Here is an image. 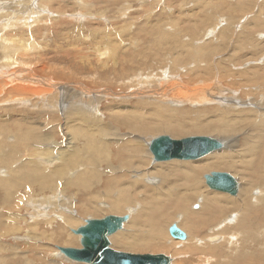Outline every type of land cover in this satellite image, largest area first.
<instances>
[{
    "label": "rangeland",
    "instance_id": "1",
    "mask_svg": "<svg viewBox=\"0 0 264 264\" xmlns=\"http://www.w3.org/2000/svg\"><path fill=\"white\" fill-rule=\"evenodd\" d=\"M3 38L13 42L10 49L20 50L17 55L12 49L5 52ZM24 46L30 48L24 51ZM8 55L19 63L3 71L13 73L23 89L8 94L11 87L0 86V119L6 120L4 129L0 127V213L20 219L17 233L2 238L16 249L0 251L3 264H84L70 261L57 249L81 247L80 236L71 230L89 218L128 214L124 229L110 238L116 250L165 254L172 264H200L201 258L206 264L262 259L264 0H0L3 67ZM148 78V84H140ZM166 78L173 84L169 89L175 87L171 91L177 101L139 94L159 89L153 82ZM40 87L51 91L46 94ZM37 88L42 92L31 94ZM218 88L246 104L230 107L213 101L209 91ZM200 97L208 101L199 104ZM84 120L93 123L89 131ZM103 123L108 133L101 130ZM136 123L150 132L135 131ZM163 123L172 130H165ZM68 124L75 125L73 133L79 131L83 152L74 168L59 169L62 174L50 185L39 182L32 176L36 168L52 173L62 166L71 137ZM162 135L211 136L226 146L199 160L154 163L148 145ZM225 159L229 166H214ZM163 164L202 165L196 178L199 194L192 199L196 194L186 192L191 186L181 180L183 173L173 175L174 185L166 192L164 175L150 176L152 168L161 172ZM82 168L87 174L77 184L74 179ZM216 171L230 173L240 187L248 184V197L259 196L251 202L253 207L224 206L218 196L234 200L241 191L231 196L210 189L204 176ZM6 177L15 181L6 185ZM207 196L215 199L213 209ZM66 218L72 224L65 223ZM175 223L191 237L189 243L170 236L168 228ZM138 237H149L152 246L123 243Z\"/></svg>",
    "mask_w": 264,
    "mask_h": 264
},
{
    "label": "bare ground",
    "instance_id": "2",
    "mask_svg": "<svg viewBox=\"0 0 264 264\" xmlns=\"http://www.w3.org/2000/svg\"><path fill=\"white\" fill-rule=\"evenodd\" d=\"M21 5V4H20ZM21 22V21H20ZM2 43L3 44H1L2 45V48H4V50L5 49H10V46L11 45H13V42H11L10 40H8V39H5V38H3L2 40ZM31 43V42H30ZM16 45V44H15ZM28 46H31V45H28ZM18 48V47H17ZM25 48H30V47H27V46H24V51H25ZM12 49V52L14 53L15 51H14V47H12L11 48ZM10 49V50H11ZM19 49V48H18ZM22 49V50H23ZM27 50V49H26ZM20 51V50H19ZM18 51V52H19ZM29 51V50H28ZM5 52H8V50H5ZM18 52H15L16 53V55H17V53ZM9 53V52H8ZM14 53V54H15ZM18 61V60H17ZM17 61H15L14 59H13V56H12V58H11V56L10 55H8L7 57H6V59H5V65L6 66H2V65H0V70H2V72H0V86L2 85V87H7V86H9V87H11V88H9V90H8V94H12V93H16V92H21L22 91V89H23V87L22 86H19V84L18 83H20V82H18L17 84H16V80H15V78H16V76L14 75V76H12L13 75V73H12V75H9V74H7V73H5L3 70H7L8 68H11L12 67V65L14 66V67H16V64H18L19 63V61L17 62ZM17 62V63H16ZM10 63H12V65L11 66H8L7 67V65L8 64H10ZM4 65V64H3ZM25 65V64H24ZM19 66H20V64H19ZM21 67V66H20ZM17 68V67H16ZM12 69V68H11ZM20 69V68H19ZM25 69V68H24ZM9 70V69H8ZM17 70V69H16ZM21 71V70H20ZM10 72V71H9ZM22 72H23V70H22ZM16 74H19V73H17L16 72ZM23 74H24V72H23ZM31 74V73H30ZM33 74V73H32ZM27 75V74H26ZM24 76V75H23ZM167 76V75H166ZM20 77V76H19ZM30 77H32V76H30ZM178 77V76H177ZM177 77H175V78H177ZM25 78V77H24ZM38 78V77H37ZM19 79V78H18ZM26 79H28L27 77H26ZM149 79V78H148ZM144 80L145 82H141L140 84L141 85H146V84H148L151 80L149 79V80ZM170 79V78H169ZM174 79V78H173ZM16 82H15V81ZM29 80V79H28ZM31 80H33V78L31 79ZM39 80V79H38ZM142 80V79H141ZM158 80V79H157ZM172 80V79H171ZM36 80H34V82H35ZM41 81V78H40V80L38 81V82H40ZM175 81V80H174ZM37 82V81H36ZM153 82V81H152ZM176 82H178V81H176ZM46 83H48V85H50L51 86V83L50 82H46ZM167 83H168V86H166L167 85ZM153 84H154V86H156L157 88H159V89H157V90H159L158 92H155V91H157V90H152V92L151 91H148V90H146L147 92H141L140 91V93L139 94H141V95H143V94H145V93H151L152 94V96H156V97H158L159 95L160 96H165L166 98H167V96H168V98H171V99H173L174 101H177L178 99H176V93H174V96H173V90L172 89H174V88H172V89H169L171 86H173V84L171 83V81L170 80H168V78H166V79H159V82L158 83H155V82H153ZM152 85V84H151ZM179 85L180 84H178L177 83V85H175V86H177V87H179ZM39 86V85H38ZM153 86V87H154ZM28 87V86H27ZM31 87V86H30ZM29 87V88H30ZM41 87H43V86H41ZM40 87V88H41ZM147 87H148V85H147ZM31 88H33V87H31ZM39 88V87H38ZM37 88V89H38ZM44 88V87H43ZM43 88H41V90L43 89ZM155 88V87H154ZM37 89L35 90V91H32L31 89L30 90H28V89H26V90H28V92L29 93H31V91H32V93L31 94H34V95H38V94H40L42 91H39L40 89H38V91H37ZM47 90H44L43 89V92L44 93H46V94H49V90L51 91V87L48 89V88H46ZM169 89V90H168ZM201 89V88H200ZM172 90V91H171ZM197 90H199V89H197ZM203 90V89H202ZM143 91V90H142ZM171 91V92H170ZM196 90H194V92H195ZM25 92V90H23V93ZM198 92V91H197ZM210 92V95H211V97H212V100L213 101H215V100H217L218 101V103L220 104V102L222 101V104H229L228 106H230V107H233L232 105H236V106H238V105H243V104H246V103H239V99L240 98H238V96H233V95H230V92H228V91H226V90H222L221 88H218L217 90H216V92H214V91H212V89L209 91ZM51 93V92H50ZM143 93V94H142ZM24 94H26V92L24 93ZM150 94V95H151ZM234 94V93H233ZM43 95V94H42ZM213 95H217V96H213ZM236 95V94H235ZM140 96V95H139ZM15 97V96H14ZM239 97H240V95H239ZM21 98V97H20ZM19 98V99H20ZM164 98V97H163ZM179 98V97H178ZM192 98V97H191ZM209 98V97H208ZM219 100H218V99ZM190 99V98H189ZM210 100V99H209ZM241 100V99H240ZM187 101H189V100H187ZM197 102H198V99L196 100ZM208 100L206 99V98H199V104H201V103H205V102H207ZM196 102V103H197ZM171 103V102H170ZM190 104H191V102H189ZM214 103V102H213ZM217 103V102H216ZM262 103V102H261ZM193 104V103H192ZM194 104H195V102H194ZM238 104V105H237ZM96 107V106H95ZM262 107V106H261ZM258 108V107H257ZM229 110V109H228ZM89 114V113H88ZM92 115V114H91ZM219 115H221V116H223L224 117V115H222V114H219ZM226 115V114H225ZM97 119V118H96ZM92 120V119H91ZM91 120L89 121V122H87V120H84L83 122H86V123H88V127H89V129H88V131L91 129V128H93L89 123H92L91 122ZM93 120H95V118H93ZM264 120V119H263ZM13 121H15V119L13 120ZM104 121V120H103ZM5 122V123H4ZM93 124V123H92ZM139 124V123H138ZM144 124V123H143ZM5 125H6V120H1L0 119V127H2L3 129H4V127H5ZM161 125V124H160ZM68 126V128H69V131L68 132H70L69 134H70V136L71 137H69V142H68V144H69V146H67L68 147V152L63 156V158H62V162L63 163H61V167L60 168H58L56 171H54V172H49V173H45V172H42L41 171V167L40 166H38V167H40V168H36V170L37 171H33L32 173V176H33V178L35 179V178H39L40 179V181L39 182H43V183H47V185H50L52 182V180L55 178V177H59L62 173H60V171H59V169H64L65 168V166H69L70 168L69 169H72V168H74L73 166H74V164H75V161H76V159H77V157L78 156H80L81 155V153L83 152V145L81 146L80 144H79V139H78V137H77V134L76 133H79V131H76L75 133H73V131L72 130H74V128H75V125L73 124H68L67 125ZM146 126V125H145ZM227 127H228V125H226ZM79 127H80V125H79ZM203 127V126H202ZM202 127H199V129H201ZM140 128H141V126H140ZM163 128H165V130H172V128L170 127V126H168V125H165L164 126V123H163ZM171 128V129H170ZM263 128V127H262ZM261 128V129H262ZM76 129H77V127H76ZM78 129H84V128H82V127H80V128H78ZM109 129V127L108 126H105L104 125V123L103 124H101V130L103 131V132H106V133H108V130ZM134 129H135V131H137V132H141V133H143V134H147V133H149L150 132V129H148V128H143V129H139L138 128V125H137V123H136V127L134 126ZM192 129V128H191ZM158 130H164V129H158ZM174 130V129H173ZM177 130V129H176ZM179 131L180 130H183V129H178ZM204 130H207V129H204ZM258 130V129H257ZM85 131V130H84ZM92 131V130H91ZM202 131H203V128H202ZM221 131H223V130H221ZM224 131H225V129H224ZM81 132V131H80ZM90 133V132H89ZM95 133V132H94ZM27 134V133H26ZM86 134H88V132L86 133ZM112 134H114V132L113 133H111V134H108V135H112ZM92 135V134H91ZM13 136V135H12ZM113 136V135H112ZM14 137V136H13ZM12 138V137H11ZM259 138V137H258ZM137 139V138H136ZM15 140V139H14ZM259 140V139H258ZM10 141V140H9ZM91 141V140H90ZM103 141H104V147H107L108 146V140L106 141V140H104L103 139ZM221 141V140H220ZM223 144H224V148H225V143L223 142V141H221ZM85 143V142H84ZM83 143V144H84ZM2 144L3 143H1V145H0V150L2 149ZM261 144V143H260ZM89 145V144H88ZM230 145V144H229ZM150 146V143H149V145H148V147ZM66 147V148H67ZM102 147V146H101ZM223 148V149H224ZM257 148V147H256ZM261 148V147H260ZM69 149H71V150H69ZM223 149H221L220 151H222ZM63 150V149H62ZM85 150H87L86 148H85ZM91 150V149H90ZM149 150V149H148ZM100 151V150H99ZM141 151V150H140ZM101 152V151H100ZM85 153H87V152H85ZM94 153H96V152H94ZM98 153V152H97ZM149 153H151L150 151H149ZM61 154V153H60ZM88 155V154H87ZM96 155V154H95ZM151 156H152V158H153V155H152V153L150 154ZM211 155V154H210ZM93 156V155H92ZM150 156V157H151ZM209 156V155H208ZM207 157V156H206ZM1 158H2V155H1V152H0V160H1ZM205 158V157H204ZM79 159V158H78ZM201 159H203V158H201ZM32 160V159H31ZM199 160V159H198ZM88 161V160H87ZM175 161V160H174ZM89 162V161H88ZM167 162H169V161H167ZM216 162V161H215ZM228 162H230V160L229 159H225V161L223 162V161H220V162H218V163H216L217 165H214V166H217V167H227V166H229V164H228ZM231 162H232V160H231ZM31 163H33L32 161H31ZM136 163V162H135ZM135 163H133L132 165L133 166H135ZM154 163H157V162H154ZM163 163H165V162H163ZM194 163V162H193ZM210 163V162H209ZM212 163V162H211ZM179 164V163H178ZM173 165V164H166V165H164L163 164V166L162 167H160L159 169H160V171L161 172H155L156 171V168H152L151 170H150V176L153 174V173H155V174H161V175H164V179H163V181H162V186L163 187H166V192H168V193H170V185H174L171 181L173 180L172 178L174 177L173 175H176L177 173H183V174H181V176H183L184 178H181V180L184 182V183H186L187 185H188V187H190L191 186V190H189L190 188H188L187 190H186V192L188 191V192H192L193 194H196L194 197H192V199H194L198 194H199V190H200V187L198 186V184L196 183V178L197 177H199V176H201L200 175V173H201V166L202 165H200V166H198V167H191V166H185V165ZM25 165V164H24ZM32 165V164H31ZM34 165V164H33ZM32 165V166H33ZM188 165V164H187ZM27 166V165H26ZM207 166H211V165H209V164H207ZM212 166H213V164H212ZM87 167V166H86ZM110 167V166H109ZM57 168V167H56ZM204 168V167H203ZM20 169V168H19ZM29 169V168H28ZM31 169V168H30ZM55 169V168H54ZM83 169V168H82ZM88 171H89V169L88 168H86ZM44 171V170H43ZM71 171V170H70ZM80 171V173H79V175L78 176H76L75 177V179H74V182L75 183H81V182H83V180H84V178H83V173H85V174H87L86 173V171L83 169V170H79ZM78 171V172H79ZM82 171V172H81ZM153 171V172H152ZM6 172V171H5ZM67 172H68V170H67ZM40 173H45V175H40ZM168 173H171L170 175L168 174ZM5 174V173H4ZM27 174V173H26ZM166 174L168 175V176H166ZM12 175V174H11ZM65 175V174H64ZM172 175V176H171ZM148 176V175H147ZM149 177V176H148ZM153 177H154V175H153ZM178 177V176H177ZM52 178V179H51ZM162 178H163V176H162ZM170 178H171V180H170ZM149 179V181H150V179H151V181H152V177H150V178H148ZM5 180L6 181H4L5 182V184L7 185L9 182H14L15 180H13V181H11V179H10V177H6L5 178ZM180 180V179H179ZM137 181V180H136ZM154 181V180H153ZM176 181V180H175ZM116 182V181H115ZM136 183V182H135ZM171 183V184H170ZM4 184V185H5ZM115 184V183H114ZM130 184V183H129ZM165 184H167V185H165ZM169 184V185H168ZM178 185V184H177ZM248 184H245V186H241L240 187V194L237 196V198L236 199H234V200H231V199H226V198H223V197H220V196H218L217 198L218 199H220V202L222 203V204H224V206H228V207H232V208H239V206H241V207H244V209H250L251 207H253L252 206V204H251V202H254V200H256L259 196H255V197H257V198H254L253 200L252 199H250L249 197H248V195H247V193H250V192H248V190H250V189H248V186H247ZM135 186V185H134ZM140 187H141V185H139ZM176 186V185H175ZM178 186H180V185H178ZM0 187H2L1 185H0ZM117 187V186H116ZM139 187V188H140ZM144 187V186H143ZM143 187H141V188H143ZM184 187V186H183ZM252 187V186H251ZM176 188H177V186H176ZM180 188V187H179ZM178 189V188H177ZM3 190V189H2ZM174 191V190H173ZM184 191V190H183ZM164 192V191H163ZM172 193V192H171ZM121 194H122V192H121ZM178 194H179V192H178ZM178 194L177 193H175V194H173L172 193V195L173 196H178ZM252 194V193H251ZM181 195V194H180ZM182 195H183V193H182ZM187 195V194H186ZM254 195V194H253ZM161 196H162V194L160 195V198H161ZM184 196V195H183ZM155 197V196H154ZM162 197H164V195L162 196ZM167 198H168V200L170 199V198H172L171 196H166ZM225 197V196H224ZM180 198V197H179ZM229 198V197H228ZM8 200H10L11 198L9 197V198H7ZM175 199V198H174ZM173 199V200H174ZM172 200V199H171ZM206 200H208V201H210L211 202V206H210V208L209 209H213L215 206H216V204H215V199L213 198V197H206ZM48 201H51V200H49L48 199ZM55 201V200H54ZM4 203L6 204V203H8L7 202V200H5L4 201ZM239 203H241L240 205H239ZM6 205H8V204H6ZM6 205H4L5 207H6ZM42 205V204H41ZM49 205H51V202L49 203ZM49 205H47L48 207H49ZM239 205V206H238ZM46 205H44L43 207H45ZM51 207V206H50ZM200 207H201V205H200ZM37 208H39V209H41L42 207L41 206H37ZM194 209H199V206L198 205H196L195 207H194ZM240 209V208H239ZM50 210H51V208L48 210V214H49V212H50ZM39 211H41V210H39ZM3 213V212H2ZM0 213V251L1 250H3V249H9V250H12L13 252H15L16 251V249L15 248H13L14 246H12V245H10V244H8V243H3V241H2V238L3 237H6L7 235L9 236V234H13V233H17V231H18V226H17V222L19 221V219H20V217H18V216H16L15 214H12V213ZM246 213H248V212H246ZM245 213V214H246ZM241 214V213H240ZM109 216V215H108ZM238 216V215H237ZM246 216V215H245ZM5 217V218H4ZM68 217V216H67ZM106 217V216H105ZM189 217H191V216H189ZM19 218V219H18ZM104 218V217H103ZM89 219H91V218H89ZM253 219V218H252ZM87 220V219H86ZM65 223H69V224H72V222H71V219L70 218H66L65 220ZM263 222V221H262ZM224 223H226V222H224ZM228 223V222H227ZM78 228V227H77ZM76 228V229H77ZM222 228V227H221ZM169 229V228H168ZM35 231H37V229H35ZM72 231V230H71ZM39 232V231H38ZM118 233V232H117ZM116 233V234H117ZM29 234V233H28ZM34 235H38V234H33V237H34ZM115 235V234H114ZM188 235V234H187ZM112 237V236H111ZM231 237H233V236H231ZM217 239H219V238H211L209 241H213V242H216L215 240H217ZM235 239V238H234ZM188 240V241H187ZM190 240H192L191 239V237H190V239H188V237H187V239L185 240V241H181V243L182 242H185V243H183V244H186V243H189L190 242ZM135 241H137V242H135ZM123 243H125L126 245H130V246H132V247H142V246H147V245H151L152 246V241L150 240V238L149 237H138L137 239H135V240H133V241H125V242H123ZM137 243V244H136ZM205 243V242H204ZM203 243V244H204ZM231 243V242H230ZM135 244H136V246H135ZM202 245V244H201ZM203 246V245H202ZM201 246V247H202ZM205 246V245H204ZM16 248H18V247H16ZM205 249V248H204ZM59 251V250H58ZM59 253H60V251H59ZM60 255H61V253H60ZM252 256H254V255H252ZM261 258L262 259H259V258H256V259H254L253 258V260H249L250 261V264H253V262L255 261V260H257L258 261V263L260 262V261H262V262H264V255L263 256H261ZM201 261H200V264H206V262H205V260L206 259H200ZM5 261V259H1L0 260V264H3V262Z\"/></svg>",
    "mask_w": 264,
    "mask_h": 264
},
{
    "label": "water",
    "instance_id": "3",
    "mask_svg": "<svg viewBox=\"0 0 264 264\" xmlns=\"http://www.w3.org/2000/svg\"><path fill=\"white\" fill-rule=\"evenodd\" d=\"M224 144L211 136H191L173 139L167 135L153 139L149 151L153 162L171 160H198L209 154L220 151ZM206 185L215 191L236 196L239 193V181L227 172H212L204 176ZM130 215H109L104 218H91L85 225L73 229L80 236V248L61 247L57 249L61 255L70 261L84 264H172L173 259L165 254H140L114 249L110 238L124 229ZM170 236L179 241H185L187 233L177 223L169 228Z\"/></svg>",
    "mask_w": 264,
    "mask_h": 264
}]
</instances>
